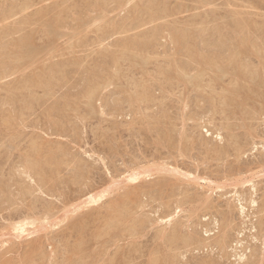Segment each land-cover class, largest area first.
I'll return each mask as SVG.
<instances>
[{
  "label": "rangeland",
  "instance_id": "obj_1",
  "mask_svg": "<svg viewBox=\"0 0 264 264\" xmlns=\"http://www.w3.org/2000/svg\"><path fill=\"white\" fill-rule=\"evenodd\" d=\"M14 1L15 0H0V32L2 31V33H0V38H3L2 40H0V47L2 45L3 47H6L0 48V52L2 54H5V56H0V58L4 56V58L0 59V264H85L86 260H88V262L86 261V264H114V262L115 264H122V262H125L124 264H133L134 262V264H204L205 261H210V264H214L212 263L213 261L215 262V264H241L242 261L245 262V264H254L256 262H258L256 264H264V221H262L264 220V79H262L264 78V69H262L264 66L260 67L264 64V59H262V55L264 56V49L262 50L261 48V45L264 48V0H150V3L147 2L149 0H146V2L145 0H91L92 2L90 0H44V2L42 0H19L22 8L21 6H19L20 4L17 0L16 1L18 3H15L16 1ZM27 1L29 4L31 3L30 6L29 4H27ZM40 1H42V3ZM159 2L163 5L161 6L162 10L161 7H159ZM207 2L209 4H206ZM57 3L60 4L58 7ZM144 3L147 5V7H145ZM14 4L17 5L14 6ZM54 4L56 5L54 6ZM155 5H158V10L157 7L155 8ZM1 6H3V8ZM140 6L142 8L138 10ZM43 7H45V9L49 7V9L41 10ZM56 7L57 9H55ZM25 8L29 9L26 10ZM19 9H25V11L22 10V12ZM145 9L147 10L146 13ZM37 10H39L40 12L42 11L41 13L44 12L43 14L45 15L48 12L49 15L43 17L44 15L41 16L39 11ZM55 10L57 14L55 13ZM17 11L18 13H21L18 14ZM35 12L36 14L38 13L41 18L38 17ZM24 15H28V18H26L27 16H25L24 18ZM35 16L39 18L40 21L39 19L35 18ZM55 16H57L56 20H53L55 19ZM155 16L158 17L156 18ZM34 18L37 19V21ZM59 18H62L61 22H59ZM25 19L27 22L23 21ZM29 19L31 20L30 24L28 25L27 23H29ZM95 19H97L98 21ZM247 19H249L248 22ZM93 20L94 23L91 22ZM125 20H127V22ZM18 21L25 22L26 24L18 23ZM123 21L124 24H122ZM238 22H240L241 25H239ZM247 23L250 25H248ZM19 26H21L22 28ZM241 26L242 30H240ZM245 26L247 28H244ZM258 26H260L261 28H259ZM185 29L188 30V32ZM158 30L163 31L159 32ZM150 31H153V33H151ZM190 33L192 35H189ZM27 34L29 36H27L28 38H26ZM234 34H237L238 37ZM142 35L145 37H143ZM182 35L183 38H181ZM23 36L29 41V43L26 42L25 45H21V48V46H19L18 44L19 42L25 40ZM187 37H190L191 39H188ZM220 37L221 39H219ZM154 38L156 39V41ZM177 38L181 40L177 41ZM182 39H185V41L188 40V42L192 41L193 45L196 46H193V49L189 50V48H187L188 46H185L187 41L185 43V41ZM242 39L247 42L245 52L247 51L246 54L250 57L248 58V56L243 51V53L238 56V60L240 56L241 60L243 58L246 61L248 60L247 62L245 60H239V62L241 63V65L242 63L245 64L246 62V66L243 65V67L244 69H246V72H248L247 76L253 77L254 75L251 74L253 72V74H255L256 76H254L253 78L251 77V79H254L255 81L249 80L250 78L247 81L243 80L241 84L239 83V87H241V90L239 91L240 93L237 91H235V93L231 92L232 90L238 88V84L235 82V79H233L232 75V77L230 76V74L232 73L234 74V78H237V73L235 75V72H237L236 67L238 66H236L237 62H235L233 66L231 63V65H223V67L221 64H214L212 65V67L208 68V70L207 68H205V74H207H204L205 76H202L205 81L202 78L198 79V74L200 71H202V67L204 66H202L199 62L192 61L193 59H197L196 56L201 54H208V56L212 54L217 55L221 54L220 52L224 50L225 52H223L225 53V55L231 57L230 54L234 55V52L240 51L239 49L243 44L246 43ZM148 40H152V42H149ZM175 40L177 43L175 42ZM131 41L134 42V45ZM144 41L146 44L144 43ZM194 41H196V44L194 43ZM219 41L223 42V48H221V42ZM237 41H241L242 45L241 42L237 43ZM248 41L253 43L251 45L252 47L253 45H256L254 49L255 51L256 48L258 49L256 51L257 53L255 52L257 55L258 51L261 50L259 51V55H261V58L258 57L259 55L257 56L253 54L254 49L251 46L248 47V45H250ZM122 42H124L125 44H123ZM135 42L137 45L141 44L142 46L139 45V47H141L143 51L149 52V55L147 54L146 56V52L142 53L141 48H138L141 52H136L137 46L135 45ZM210 42L213 43L211 44ZM119 44L123 47L118 46ZM126 44L128 45V47L126 46ZM129 44L133 46H130ZM227 44L234 49H230V47L228 48ZM257 44H260L259 47ZM211 45H213V47ZM148 46L151 47L149 48ZM130 47H133V49H131ZM134 47L136 48L134 49ZM210 47L212 49H210ZM247 48L252 49L246 50ZM39 49L41 50L39 51ZM6 51L8 52V54ZM104 51H106L107 53ZM216 51H218L217 54ZM223 52L221 54L222 56L224 55ZM140 53H142V55L139 56ZM168 54L172 55L170 56ZM190 55L191 57H189ZM225 55L223 57H226ZM243 55H246L247 58ZM6 56H10L12 59ZM256 56L258 58H256ZM107 57L111 58L109 59ZM129 57H131V59ZM172 57L177 58L174 59ZM5 58L7 59V61ZM150 58L151 60H149ZM134 59L139 60L132 62L134 61ZM176 59L179 60L177 61L179 63V66L183 67V63H185V68L183 67V69L187 68L186 70L189 74H186L187 71H185L186 73H183V69H181L182 71L179 70L182 67H180L179 69L178 67H176ZM250 59H252V62L249 61ZM127 60L129 62H125ZM148 60L150 63L148 62ZM259 60L261 63L259 62ZM101 61L102 63H100ZM103 61L105 63L107 61L109 66L107 67V63L105 64ZM168 61H170L169 64ZM253 61L254 65L252 64ZM4 62H6L7 64H4ZM181 62L183 63L181 64ZM250 62L252 64V67L255 66L253 67L254 69L252 68L253 70H255V73L248 65L250 64ZM1 63L6 66L2 68ZM129 63H131V66L132 63H134V67H132L134 68L133 70L131 69V66H129ZM53 65H56L55 68ZM219 66L220 68H218ZM224 66L227 68H225ZM229 66L233 67H231V71L229 69ZM257 66H259L257 68V71H259L260 69V71L262 72V74H259L261 73L259 71V77H257L258 75L256 72ZM175 67L178 69V71ZM62 68L63 70H60ZM117 68L118 70H116ZM127 68L134 73L130 71L128 72ZM224 68L225 70H223ZM48 69L49 71H47ZM52 69H54V72L52 71ZM168 69L169 72H173L171 74L167 71L169 76L168 74H166V70ZM188 69H190L191 71H189ZM233 69H235V71ZM244 69H242L241 72H243ZM247 69L249 70L247 71ZM3 70L6 71L3 72ZM156 70L158 71V73H156ZM194 70H196V73ZM226 70L229 72H227ZM214 71H217V73H215ZM3 73H5L7 76L3 75ZM40 73H42L41 77ZM128 73L131 75H128ZM162 73H164L168 78H166L165 75L163 76ZM38 74L39 76L37 77ZM217 74L220 76L219 78ZM25 75L28 77H25ZM30 75L32 77H30ZM46 75L48 76L46 77ZM174 75H176V78L174 77ZM260 75H263L262 78L260 77ZM39 77L40 79L42 78L43 81H41L42 79L39 80ZM44 77H46V79ZM211 77L214 78V81ZM255 77L260 79L257 80V78L255 79ZM50 78L52 80H50ZM132 78L134 81L133 83L131 82ZM170 78L171 80L174 79L172 80L174 84L170 82ZM179 78H181L182 80H179ZM47 79L48 81H46ZM167 79H169V81ZM191 79H194L196 83ZM224 79L226 82L223 81ZM25 80L26 82L27 80H30L28 83H31V85L34 84L33 86L35 87H31L33 90H31L28 83H25ZM196 80H200L202 81V83ZM231 80L234 81L231 82ZM23 81L25 84H23ZM218 81L223 85L221 86L222 88L224 87L223 89L220 86H217L220 85ZM229 81L231 82L230 85H233L232 88L229 85ZM17 82L22 83L18 84ZM49 82L52 83L50 84ZM215 82H218V84H216ZM245 82H250V84ZM134 83H136L137 89L136 87H134ZM137 83H139V86L141 87L145 86L144 84H146V89L145 87H143L142 92L140 90L139 92L138 89H141V87H138ZM162 83H164V85ZM197 83L198 85L200 84V87L197 85ZM227 83L228 85H226ZM244 83L246 85L243 86ZM16 84L21 89L18 88ZM20 84L24 86V90ZM49 84L52 85V87H48ZM27 85L29 86L27 87ZM40 85L44 88L37 87ZM195 85L196 87H193ZM214 85H216L218 88H216V86L215 88H213ZM2 86L4 88H2ZM14 86H16L17 89ZM163 87L167 88L168 90L164 89ZM249 87L252 88L250 89ZM8 88H11L12 90ZM204 88L206 91L204 90ZM13 89H16L15 92ZM148 89L149 91H147ZM230 89L232 90L230 91ZM254 89L255 91L253 92ZM29 90H31V92ZM131 90H133V92H131ZM198 90L200 91L199 93ZM223 90L226 91L222 92ZM27 91H29V93ZM250 91L253 94L250 93ZM134 92H139L140 94L151 92L148 94L150 95V97L147 96V99L149 98V101L147 99V101L145 99H142L143 102H141V97L140 100H138L140 95H134ZM216 92H221L223 93V95L226 94V97L222 96V94L217 96L215 95ZM256 92L258 94L261 93V95L259 94L258 96ZM213 93L214 95H212ZM254 93H256L255 95L257 97L254 95ZM130 94L132 97L130 96ZM233 94L238 95L235 96ZM262 95L263 98L261 97ZM200 96L204 99L200 98ZM214 96L216 98H220V96H222L221 98L223 99L218 98L219 100L217 99L218 101H215L216 98ZM129 97L131 98V100ZM227 97L229 100H226ZM237 97L239 100L237 99ZM133 98L134 100L132 101ZM231 98L232 101L230 102ZM233 99L239 101V107L237 105V101ZM6 100L9 101L6 102ZM28 100L29 104H27ZM225 100L229 101V104H226ZM162 101H164L165 104ZM212 101L214 104L219 106V108H215L217 107L216 105H214L215 107H213ZM209 102H211L212 104H209ZM22 103H24V105ZM136 103L141 104L137 105ZM185 103H187L188 105H186ZM217 103H219L220 105ZM246 103L250 104L248 105ZM31 104L33 107H30ZM221 104H223L224 106L226 104V106H223L222 108ZM230 104L233 105L229 107ZM246 105H248L247 108ZM162 106L164 107V109H162ZM160 107L161 109H159ZM225 108L227 111L226 115ZM241 108H243L244 110H241ZM211 109L213 110V113H211ZM216 109H219L220 111ZM209 110L211 111L210 113L208 112ZM231 113L232 118L229 119L228 117H230ZM249 113L251 115H249ZM190 116L196 118L193 119ZM220 122L222 124L224 123V128L221 126ZM166 128H169L170 130L167 131ZM220 128H223V130ZM229 128L234 130H228ZM219 130H221V133L219 132ZM228 131L230 132L228 133ZM183 133H185L186 135ZM250 133H252L253 135H250ZM234 134L235 136L238 135V138L235 137ZM233 136L236 138V143H240V145H236L235 143H233ZM239 138L240 142L238 141ZM37 141L40 142L41 145ZM254 141L256 142V145H254ZM201 142L202 144L204 143V146L201 144ZM228 142H231L234 145H231ZM244 142L245 144L241 145V143ZM226 143H228L229 146L233 147H228ZM35 145H38V149L35 148ZM213 145H217V148H222L221 157L220 152H218L216 155L217 151L215 149L214 151H212L214 148ZM221 145L224 146L221 147ZM225 145L227 146L225 147ZM32 146L35 149H32ZM44 146L49 147L47 148ZM36 149L37 152L35 151ZM46 149L50 151H46ZM52 149L56 150L53 151ZM226 149H229L228 153H226ZM210 150L214 153H212ZM223 150H225V153L223 152ZM237 150H240L243 153L239 154L240 151ZM237 153L238 156L236 155ZM35 163H37V165H35ZM154 163H163L162 166L164 167L163 169H161L162 173L160 172V170H157L153 174L154 176H148L147 178L142 179V181L138 180L136 182H129L127 180V176L131 173L132 168H136L137 165H144L148 167L150 166L149 164L154 165ZM164 163H167L169 165H164ZM25 166V170L33 169V173L31 170L30 174H34V172L36 171L37 174H35L37 176L35 174L31 175L32 177L30 176V174L28 175L29 171L25 172ZM36 166L39 169L38 171L41 170V172H37V169L33 168ZM77 166L78 168L76 169ZM174 166L178 167L174 168ZM188 174L192 175L189 176ZM198 176L200 178H197ZM162 177H164V179ZM167 177L168 179L166 180L165 178ZM188 177H190L191 179H189ZM203 177L206 178V180ZM160 178H162L161 180L163 181H161ZM242 179H245L246 181ZM157 181L163 186L165 184V187H161L162 185L158 186L159 183ZM172 181H174V183ZM156 182L158 184H155ZM140 183L141 185H139ZM169 183H173V185ZM135 184H138L139 186H136ZM133 185L134 187H132ZM169 185H177V188L176 186L171 187ZM27 186L30 189H28ZM147 186L150 187L146 188ZM5 187H7L8 189ZM210 187H212L211 189L213 191H211ZM24 188L26 190H24ZM133 188H135L136 190L138 189V191H134L135 189L133 190ZM150 188H154V190L156 189L158 191L155 193L153 189L152 191H148L150 190ZM20 189L23 193L20 191ZM104 189H107V194L100 200L101 202L99 201L98 203H92L90 205L87 204L73 214L72 211L74 210L73 208H75L76 205L82 204L85 200H87L91 193H99L100 191H105ZM140 189L144 190L145 193L147 190V192L149 193L145 194ZM9 190L11 193L9 192ZM28 190H31L30 192L32 193L29 194L30 192ZM86 190H91L92 192H86ZM84 192H86L87 195H85ZM129 192L133 198H131L132 200L127 198L130 196V194L128 195ZM137 192L141 193L138 194ZM24 193L26 194L24 195ZM188 194H190V197ZM199 194L202 198L198 197L199 200H197L198 198L196 195ZM120 196L124 197V199ZM192 196L194 197V200L196 199V202L193 200ZM2 199L3 201H1ZM127 199L129 203L131 202L133 204L130 203L129 205ZM116 200L118 201L116 202ZM190 200L193 203H191ZM112 201H115V203H112ZM208 201L210 204L212 202L213 203L211 205H208ZM254 201L256 202L254 203ZM120 202H123L122 206L124 207V211ZM116 203L120 205L118 206ZM138 203L141 204L139 205ZM178 203H181V205H178ZM113 204H116L118 206V211L122 209V211L125 212L124 215H126L125 217L128 221H130L131 219L134 220V222L132 220V222L135 223L133 229V223H131V221L129 223L127 222V220L125 221L122 219L120 220V223L116 220V223L118 222V225L120 224V226L117 225L118 228L116 229L117 231H114L115 233L111 232V230L108 231V234L106 233V231L110 229V227H108V224L112 219H108L110 213L112 212V209H110V205ZM136 204L140 206H137L138 210L136 208ZM261 204H263L262 208L260 207ZM141 205H143L144 207L142 208ZM129 206L131 207L130 210ZM125 207L128 211L125 210ZM134 207L139 212L134 210ZM43 208L45 210L44 212L46 213L41 211ZM48 208L51 212H54L53 215H51V212L47 210ZM31 209L35 212L36 210H40L41 212L37 211L34 215L31 214V212L33 213ZM96 209H98V211ZM192 209L194 211H192ZM91 210L93 211L88 213V211ZM95 210L98 214L102 212V214H100L101 216L94 212ZM132 210L137 213L135 214V212ZM129 211H131L132 214ZM168 211L170 212V214L174 213L175 215V219H173V221L171 222H168L166 218L163 219L164 217H166V214L169 213ZM259 211H262V213ZM20 212H22L23 214ZM38 212L39 215H37ZM41 213L47 215L49 214L50 216L48 215L46 217V215H42ZM92 213L93 215L94 213L97 214L100 218L97 217V215H94V217H91L89 219V222L86 221L88 222V224L91 222L92 224H83L84 229L82 224L81 226L78 225L79 227L74 225L76 228L71 229V223L74 224L73 220H71V217H77L76 220H79V217L82 218V216H86ZM17 214H20V217H23V219L24 216L26 218V215L30 216L31 214V219L36 221L38 220V222L35 221V223L32 224L35 226L28 225V228H30L28 230L29 232L24 233L23 237H21L22 235H20L18 231L13 228V226H16V224L21 221V218H19ZM40 214L42 218H44L42 221V218H40ZM106 216L108 217V221L105 224V220L107 218ZM140 216L142 219L144 217H147V220L144 218L147 223L143 222L144 220H142ZM161 216H163V218ZM226 216L228 218H226ZM55 217L58 219H56ZM133 217H136V219ZM138 218L142 222L138 221ZM45 219H47V222ZM95 219H97V221ZM91 220L96 221L95 224H93L94 222ZM260 220L262 221L261 223ZM14 222H16V224ZM178 222L180 223L177 224ZM12 223H14V225ZM124 223H126L127 225ZM140 223H143L145 225L141 226ZM169 223L172 224L174 228L176 226L178 227V234V231L176 232V230L173 229L172 225H170ZM259 223L260 225L263 224V230H261L262 225L260 227ZM103 224H105V226L107 227H104ZM139 226H141V228ZM125 227H127V229ZM128 227H131V229H129ZM77 228H81L83 231L88 233L86 234L85 232H82V230L81 232H79ZM122 228L123 230L125 229L124 232ZM138 228H140V231L138 230ZM76 229L80 234H77V231L74 232ZM104 229L106 230L105 232ZM118 229L122 230L120 231L121 233L118 232ZM126 230L131 233L128 234ZM132 230H137L136 233L138 232L139 234L137 235L135 231L132 232ZM97 231L100 233H97ZM160 231H162L161 235ZM180 231L183 236L185 235L187 237L183 238V236L180 234ZM90 232H94L93 234L95 235L97 234L98 238L92 235ZM116 232H118L120 235L118 233L116 234ZM173 232H176L178 236L180 234L179 238L175 236V239L178 238L176 239V241H180L178 245L176 244L175 239L169 242L171 236H173ZM261 232L263 233V235ZM82 233L84 235V238H86V236L88 237V243H85L86 239H84L85 244H79L82 237L78 239L79 241H77V238L82 236ZM110 234L112 236H109ZM114 235L116 237H114ZM221 235L222 238L220 237ZM90 237L94 238L91 239ZM223 237L224 239L226 238V245V242L224 243L222 241L224 240ZM167 239L169 243L166 242ZM182 239H184L183 241L185 242H181ZM188 239L189 241H191L189 242ZM218 239L220 241L218 243L219 245L217 244ZM221 241L223 242V244ZM76 242H78L77 246L75 245ZM186 242L187 244H185ZM133 243H135L136 247L135 245L133 246ZM165 243H168V245H166ZM84 245H86V247ZM176 245L178 247H176ZM222 245L225 249L222 248ZM37 247L40 249V252H45L43 254L39 252L44 256L43 258H41L42 256L38 255L39 253L34 252V249H36ZM77 247L79 249H77ZM81 247L83 250L81 249ZM138 247L139 249H137L136 251V248ZM132 248H134L136 253H139H133L134 250ZM159 249L163 250V253H161V250L159 251ZM79 250L81 251L79 252ZM243 251H245L246 254L245 252L243 253ZM158 252L163 255L161 256L162 258H160V254ZM238 253L240 255L243 253L242 255L245 258L248 257V261L244 257L240 259ZM115 254L117 255L115 256L117 259L114 258L115 260L113 259L112 261L111 257ZM124 254L127 255L128 259ZM164 254L169 257L165 256ZM255 254L258 258L260 257L259 255L263 256L259 259H256V257L254 256ZM94 255H97V258L93 259ZM156 255H159V257H157ZM123 256L125 257L123 258ZM252 258H254L255 260H253ZM167 259L172 261V263H169L170 261L167 263ZM89 260H93V263H91L92 261L90 262Z\"/></svg>",
  "mask_w": 264,
  "mask_h": 264
},
{
  "label": "bare ground",
  "instance_id": "obj_2",
  "mask_svg": "<svg viewBox=\"0 0 264 264\" xmlns=\"http://www.w3.org/2000/svg\"><path fill=\"white\" fill-rule=\"evenodd\" d=\"M15 1H16V0H15ZM15 1H14V2H15ZM17 1L19 2V0H17ZM17 1H16L15 3H18ZM21 1H22V0H21ZM30 1H31V0H30ZM42 1L44 2V0H42ZM42 1H40V2L42 3ZM64 1H65V0H64ZM83 1H84V0H83ZM85 1H86V0H85ZM88 1H89V0H88ZM90 1H91V0H90ZM95 1H96V0H95ZM128 1H129V0H128ZM142 1H143V0H142ZM154 1H155V0H154ZM66 2H67V1H66ZM79 2H80V1H79ZM91 2H92V1H91ZM91 2H90V3H91ZM121 2H122V1H121ZM130 2H131V1H130ZM145 2H146V0H145ZM147 2L150 3V0L147 1ZM151 2H152V1H151ZM160 2H161V1H160ZM160 2H159V3H160ZM208 2H209V1H208ZM208 2H207L206 4H209ZM62 3H64V2H62ZM118 3H119V2H118ZM118 3H117V4H118ZM123 3H124V2H123ZM134 3H135V2H134ZM136 3H137V2H136ZM154 3H156V2H154ZM19 4H20V2H19ZM19 4H18V5H19ZM22 4H23V3H22ZM27 4H29L28 1H27ZM30 4H31V3H30ZM30 4H29V6H30ZM37 4H38V3H37ZM39 4H40V3H39ZM120 4H121V3H120ZM144 4H145V3H144ZM206 4H205V5H206ZM15 5H17V4H14V6H15ZM55 5H56V4H54V6H55ZM59 5H60V4L57 3V7H58ZM102 5H103V4H102ZM137 5H138V4H137ZM8 6H9V5H8ZM19 6H21V8H22V5H21V4H20ZM61 6H62V5H61ZM61 6H60V7H61ZM116 6H117V5H116ZM122 6H123V5H122ZM138 6H139V5H138ZM151 6H152V4H151ZM161 6H163L162 3H160L159 7H161ZM1 7L3 8V6H1ZM5 7H7V6H5ZM23 7H24V6H23ZM57 7H56L55 9H57ZM120 7H121V6H120ZM124 7H125V6H124ZM135 7H136V4H135ZM145 7H147L146 4H145ZM156 7H157V10H158V8H159L158 5H157V6L155 5V8H156ZM166 7H167V6H166ZM13 8H14V7H13ZM51 8H52V6H51ZM116 8H117V7H116ZM125 8H126V7H125ZM137 8H138V7H137ZM137 8H134V9H137ZM140 8H142V7L140 6V7L138 8V10H139ZM8 9H9V8H8ZM15 9H17V8H15ZM25 9H26V8H25ZM25 9H19V10H21V11H22V10L25 11ZM28 9H29V8H28ZM28 9H26V10H28ZM43 9H45V7H43L41 10H43ZM47 9H49V7H47ZM47 9H45V10H47ZM96 9H97V8H96ZM99 9H100V8H99ZM101 9H102V7H101ZM149 9H150V7H149ZM149 9H148V11H149ZM152 9H153V8H152ZM11 10H13V9H11ZM94 10H95V9H94ZM97 10H98V9H97ZM116 10H118V9H116ZM122 10H123V9H122ZM145 10H146V9H145ZM161 10H162V7H161ZM161 10H160V11H161ZM163 10H164V9H163ZM15 11H16V10H15ZM23 11H22V12H23ZM37 11H39V10H37ZM57 11H58V10H57ZM60 11H61V10H60ZM166 11H167V10H166ZM5 12H6V11H5ZM7 12H8V11H7ZM41 12H42V11H41ZM41 12L39 11V13L41 14V16L44 15L43 17H45L46 15H49L48 12H47L46 15L43 14L44 12H43V13H41ZM50 12H51V11H50ZM135 12H136V10H135ZM137 12H138V11H137ZM139 12H140V11H139ZM146 12H147V10L145 11V13H146ZM156 12H157V11H156ZM13 13H14V12H13ZM17 13H18V11H17ZM19 13H21V12H19ZM19 13H18V14H19ZM45 13H46V11H45ZM51 13H52V12H51ZM51 13H50V14H51ZM55 13H56V10H55ZM129 13H130V12H129ZM158 13H159V12H158ZM210 13H211V12H210ZM3 14H4V13H3ZM10 14H11V13H10ZM35 14H36V12H35ZM56 14H57V13H56ZM131 14H132V13H131ZM133 14H134V13H133ZM147 14H148V13H147ZM152 14H154V13H152ZM155 14H156V13H155ZM13 15H17V14H13ZM31 15H32V14H31ZM36 15H38V13H37ZM51 15H52V14H51ZM58 15H59V14H58ZM58 15H57V16H58ZM149 15H150V14H149ZM158 15H159V14H158ZM209 15H210V14H209ZM25 16H27L26 18H28V15H24V18H25ZM41 16L38 15V17H40V18H41ZM57 16H55V19H53V20H56V17H57ZM59 16H60V15H59ZM134 16H135V15H134ZM125 17H126V16H125ZM131 17H132V16H131ZM138 17H139V16H138ZM150 17H151V16H150ZM150 17H149V18H150ZM155 17L157 18L158 16H155ZM30 18H31V17H30ZM32 18H33V17H32ZM35 18H37V17L35 16ZM35 18H34V19H35ZM52 18H53V17H52ZM95 18H97V17H95ZM132 18H133V17H132ZM141 18H142V17H141ZM153 18H154V17H153ZM156 18H155V19H156ZM160 18H161V17H160ZM22 19H23V18H22ZM22 19H21V20H22ZM37 19H39V18H37ZM37 19H35V20L37 21ZM59 19H60V18H59ZM61 19H62V18H61ZM61 19H60V21H59V20H58V21L61 22ZM125 19H126V18H125ZM151 19H152V18H151ZM242 19H244V18H242ZM242 19H241V20H242ZM30 20H31V19L28 20V21H29V23H27L28 25L30 24ZM35 20H34V22H35ZM53 20H51V21H53ZM95 20H97V19H95ZM127 20H128V18H127ZM127 20H125V21L127 22ZM245 20H246V19H245ZM248 20H249V19H247V22H248ZM23 21L27 22L26 19L23 20ZM32 21H33V20H32ZM32 21H31V22H32ZM39 21H40V19H39ZM97 21H98V20H97ZM132 21H133V20H132ZM132 21H131V22H132ZM151 21H152V20H151ZM238 21H239V20H238ZM250 21H251V20H250ZM250 21H249V22H250ZM25 22H21V21L19 22V21H18V23H21V24H22V23H25ZM91 22L94 23V20L91 21ZM133 22H134V21H133ZM139 22H140V21H139ZM152 22H153V21H152ZM169 22H170V21H169ZM253 22H254V21H253ZM32 23H33V22H32ZM32 23H31V24H32ZM52 23H53V22H52ZM56 23H57V22H56ZM56 23H55V24H56ZM115 23H116V22H115ZM120 23H121V22H120ZM229 23H230V22H229ZM232 23H234V22H232ZM232 23H231V24H232ZM242 23H243V21H242ZM25 24H26V23H25ZM57 24H58V23H57ZM89 24H90V23H89ZM118 24H119V23H118ZM122 24H124V21H123ZM127 24H128V23H127ZM185 24H187V23H185ZM191 24H192V23H191ZM238 24L241 25L240 22H238ZM245 24H246V22H245ZM247 24H248V23H247ZM253 24H254V23H253ZM258 24H259V23H258ZM260 24H261V23H260ZM120 25H121V24H120ZM125 25H126V24H125ZM239 25H238V26H239ZM242 25H243V24H242ZM248 25H250V24H248ZM263 25H264V24H263ZM23 26H24V25H23ZM154 26H155V25H154ZM166 26H167V25H166ZM174 26H175V25H174ZM233 26H234V25H233ZM246 26H247V25H246ZM246 26H245L244 28H247ZM254 26H255V25H254ZM261 26H262V25H261ZM16 27H18V26H16ZM19 27H21V26H19ZM121 27H122V26H121ZM125 27H126V26H125ZM175 27H176V26H175ZM182 27H183V26H182ZM235 27H236V26H235ZM235 27H234V28H235ZM258 27L261 28L260 26H258ZM21 28H22V27H21ZM23 28H24V27H23ZM166 28H167V27H166ZM172 28H173V25H172ZM172 28H171V29H172ZM176 28H177V27H176ZM180 28H181V27H180ZM180 28H179V29H180ZM187 28H189V27H187ZM236 28H237V27H236ZM240 28H241L240 30H242V26H241ZM259 28H258V29H259ZM15 29H16V28H15ZM163 29H164V28H163ZM191 29H192V28H191ZM199 29H203V28H199ZM238 29H239V28H238ZM250 29H251V28H250ZM9 30H10V29H9ZM149 30H150V29H149ZM154 30H155V28H154ZM154 30H153V31H154ZM183 30H184V28H183ZM185 30H186V29H185ZM189 30H190V29H189ZM232 30H233V28H232ZM246 30H247V29H246ZM251 30H252V29H251ZM251 30H250V31H251ZM16 31H17V30H16ZM20 31H21V30H20ZM145 31H146V30H145ZM145 31H144V32H145ZM153 31H152V32L150 31V32L153 33ZM158 31H159V30H158ZM162 31H163V30H162ZM162 31L160 30L159 32H162ZM175 31H176V30H175ZM175 31H174V32H175ZM186 31L188 32V30H186ZM191 31H192V30H191ZM201 31H202V30H201ZM203 31H204V30H203ZM205 31H206V30H205ZM235 31H236V29H235ZM254 31H255V30H254ZM262 31H263V29H262ZM177 32H178V31H177ZM237 32H238V31H237ZM240 32H241V31H240ZM246 32H247V31H246ZM256 32H257V31H256ZM0 33H2V31H1ZM13 33H14V32H13ZM142 33H143V32H142ZM147 33H148V32H147ZM198 33H199V32H198ZM200 33H201V32H200ZM202 33H203V32H202ZM223 33H224V32H223ZM223 33H222V34H223ZM233 33H234V32H233ZM244 33H245V32H244ZM263 33H264V32H263ZM179 34H180V32H179ZM238 34H239V33H238ZM248 34H249V33H248ZM0 35H1V34H0ZM56 35H57V34H56ZM140 35H141V33H140ZM143 35H144V34H143ZM143 35H142V36H143ZM154 35H155V34H154ZM158 35H159V34H158ZM169 35H170V34H169ZM174 35H175V34H174ZM189 35H192V34L190 33ZM189 35H188V36H189ZM197 35H198V34H197ZM206 35H207V34H206ZM224 35H226V34H224ZM234 35L237 36V34H234ZM257 35H258V34H257ZM263 35H264V34H263ZM27 36H28V34L26 35V38L29 37V36H28V37H27ZM136 36H137V35H136ZM172 36H173V35H172ZM176 36H177V35H176ZM176 36H174V37H176ZM178 36H179V35H178ZM218 36H219V35H218ZM259 36H260V35H259ZM23 37H24V36H23ZM32 37H33V36H32ZM143 37H145V36H143ZM143 37H142V38H143ZM148 37H149V35H148ZM237 37H238V36H237ZM251 37H252V36H251ZM21 38H22V37H21ZM21 38H20V39H21ZM26 38L24 37L25 40H27ZM135 38H137V37H135ZM135 38H133V39H135ZM139 38H141V37H139ZM179 38H180V37H179ZM179 38H177L176 40H177V41H180L181 39L179 40ZM181 38H183V35H182ZM185 38H186V37H185ZM187 38L189 39L190 37H187ZM199 38H200V37H199ZM217 38H218V37H217ZM217 38H216V39H217ZM222 38H223V37H222ZM230 38H231V37H230ZM241 38H242V37H241ZM241 38H240V39H241ZM246 38H247V37H246ZM248 38H250V37H248ZM2 39H3V38H2ZM2 39L0 38V40H2ZM22 39H23V38H22ZM130 39H131V37H130ZM147 39H149V38H147ZM147 39H146V40H147ZM154 39H155V38H154ZM190 39H191V38H190ZM219 39H221V37H220ZM224 39H225V37H224ZM251 39H252V38H251ZM25 40H24V41L19 40V41H22V42H19L18 45L21 46V45H25L26 42L29 43L28 40H27V41H25ZM29 40H30V39H29ZM34 40H35V39H34ZM126 40H127V39H126ZM126 40H125V41H126ZM144 40H145V39H144ZM173 40H174V39H173ZM176 40H175V42H176ZM182 40L185 41V39H182ZM192 40H193V39H192ZM194 40H195V39H194ZM226 40H227V39H226ZM228 40H229V38H228ZM233 40H234V38H233ZM242 40H243V39H242ZM246 40H248V39H246ZM14 41H15V40H14ZM35 41H36V40H35ZM55 41H56V40H55ZM138 41H139V40H138ZM148 41H149V40H148ZM150 41L152 42V40H150ZM150 41H149V42H150ZM155 41H156V39H155ZM184 41H183V43H184ZM186 41H187V43H186ZM186 41H185L186 45H185V43H184V45H185L186 47L188 46L187 48H189V50H192V49H193V46H194V47L196 46V45H193V42H192V41H190V42H188V40H186ZM198 41H199V40H198ZM212 41H213V40H212ZM243 41L246 42L245 40H243ZM131 42H132V41H131ZM131 42H130V43H131ZM157 42H158V41H157ZM195 42H196V41H194V43H195ZM215 42H216V41H215ZM219 42H221V41H219ZM226 42H227V41H226ZM239 42H241V41H239ZM239 42L237 41V43H239ZM248 42L250 43V45H248V47L251 46V45L253 44V43H251L250 41H248ZM11 43H13V42H11ZM17 43H18V42H17ZM35 43H36V42H35ZM120 43H121V42H120ZM122 43L125 44L124 42H122ZM133 43H134V42H132V44H133ZM144 43H145V41H144ZM144 43H143V44H144ZM176 43H177V42H176ZM180 43H181V42H180ZM183 43H182V44H183ZM210 43L212 44L213 42H210ZM222 43H223V42H221V48H223V46H222L223 44H222ZM232 43H233V41H232ZM249 43H248V44H249ZM254 43H255V42H254ZM0 44H1V43H0ZM145 44H146V43H145ZM154 44H155V43H154ZM195 44H196V43H195ZM204 44H205V42H204ZM204 44H203V45H204ZM224 44H225V43H224ZM229 44H230V42H229ZM234 44H235V42H234ZM246 44H247V42H246L245 44L242 45V42H241V45H242L241 48H242V49L240 48V49H239L240 51H238V52H234V55L230 54L231 57L225 55V53H224L225 51L223 50L224 52H223V51H222V52H223V54H224L226 57H223L224 55H223V56L221 55L222 52H220L221 54H217L218 51H216V54H217V55H213V54L210 55V54H209L210 56H208V54H207V55H204V54L202 55V54H201V55L196 56L197 59H195V60L193 59V58H195V57L192 58L193 60L190 59V60H192V61L199 62L202 66H204V67H202V71H200L199 74H198V79H199V78L204 79L202 76H203V75L205 74V72H206V71H205V68H207V70H208V68L212 67V65H214V64H221L222 67H223V65H228V64L231 65V63H232V66H233L234 63L237 62V64H236V66L238 65V66L236 67L237 72H235V75H236V73H237V78H234V74H232V73H231V74L229 73V74H230V76H231V75L233 76V79H235V82L238 84V88L235 89L236 87L234 86L235 88H233V89H235V90L230 89V91L232 90L231 92H233V93H235V91L239 92V91L241 90V87H239V85L242 83L243 80H244V81H247V80L250 78L249 80H251V81H252V80L255 81L254 79H251L252 76H251V77H250V76H247L248 72H246V69H244V67H243V65H245L246 62H247L248 60L246 61V60L243 58L242 60H243V61L245 60L246 62H245V64L242 63V65H241V63L239 62V60H241V56L239 57V60H238V56L241 55V54L243 53V51L245 52V48L247 47ZM7 45H9V44H7ZM10 45H11V44H10ZM14 45H15V44H14ZM129 45H130V44H129ZM133 45H134V44H133ZM133 45H130V46H133ZM135 45L137 46V48L134 47V49L136 48V52H137V51H138V52H141V51H142V53L146 52V51H143V49H142L141 47H139V45L142 46L141 44L137 45L136 42H135ZM175 45H177V44H175ZM178 45H179V44H178ZM184 45H183V46H184ZM209 45H210V44H209ZM214 45H215V44H214ZM219 45H220V43H219ZM219 45H218V46H219ZM257 45H258V47H259L260 44H257ZM118 46H122V45L119 44ZM126 46L128 47L127 44H126ZM144 46H145V45H144ZM157 46H158V45H157ZM211 46L213 47V45H211ZM227 46H228V44H227ZM236 46H237V45H236ZM255 46H256V45H255ZM255 46L253 45V47H252V46H251V47L254 49ZM11 47H12V46H11ZM16 47H17V46H16ZM122 47H123V46H122ZM148 47H149V46H148ZM150 47H151V46H150ZM150 47H149V48H150ZM153 47H154V45H153ZM197 47H198V45H197ZM215 47H216V46H215ZM219 47H220V46H219ZM219 47H218V48H219ZM229 47H230V49L233 48V47H231V46H228V48H229ZM238 47H239V46H238ZM238 47H237V49H238ZM0 48H6V47H3V45H2ZM19 48H20V47H19ZM21 48H22V46H21ZM130 48H131V47H130ZM138 48H139V49L141 48V51H140ZM143 48H144V47H143ZM205 48H206V46H205ZM208 48H209V46H208ZM226 48H227V47H226ZM252 48H251V49H252ZM261 48H262V50L264 49V48L262 47V45H261ZM13 49H16V48H13ZM131 49H133V47H132ZM198 49H199V48H198ZM201 49H203V48H201ZM210 49H212V48L210 47ZM224 49H225V48H224ZM230 49H229V50H230ZM233 49H234V48H233ZM251 49L247 48L246 50H251ZM2 50H3V49H2ZM23 50H24V49H23ZM40 50H41V49H39V51H40ZM145 50H146V49H145ZM152 50H153V49H152ZM194 50H195V49H194ZM194 50H193V51H194ZM213 50H214V49H213ZM213 50H212V51H213ZM216 50H217V49H216ZM235 50H236V49H235ZM235 50H234V51H235ZM257 50H258V49L256 48V51H257ZM3 51H4V50H3ZM10 51H11V50H10ZM17 51H18V50H17ZM26 51H27V50H26ZM128 51H129V50H128ZM133 51H134V50H133ZM150 51H151V50H150ZM174 51H175V50H174ZM193 51H192V52H193ZM198 51H200V50H198ZM226 51H227V50H226ZM230 51H231V50H230ZM230 51H229V52H230ZM236 51H237V50H236ZM241 51H242V52H241ZM256 51H255V49H254V51H253L254 53H253V54L257 55V54H256V53H257ZM259 51H261V50H259ZM259 51H258V55L260 54ZM6 52H7V51H6ZM13 52H14V51H13ZM35 52H36V51H35ZM104 52H106V51H104ZM130 52H131V51H130ZM151 52H152V51H151ZM189 52H190V51H189ZM201 52H202V51H201ZM210 52H211V51H210ZM231 52H232V51H231ZM255 52H256V53H255ZM262 52H263V51H262ZM0 53H1V52H0ZM3 53H4V52H3ZM20 53H21V52H20ZM23 53H24V52H23ZM28 53H29V52H28ZM39 53H40V52H39ZM102 53H103V52H102ZM102 53H101V54H102ZM106 53H107V52H106ZM123 53H126V52H123ZM142 53H140L139 56L142 55ZM174 53H176V52H174ZM181 53H182V51H181ZM198 53H199V52H198ZM212 53H214V52H212ZM246 53H247V51L245 52V54H246ZM7 54H8V52H7ZM7 54H6V55H7ZM9 54H10V53H9ZM17 54H18V53H17ZM30 54H31V53H30ZM136 54H137V53H136ZM147 54L149 55V52H146V56H147ZM184 54H185V53H184ZM227 54H228V53H227ZM262 54H263V53H262ZM2 55L5 56V54H2V53H1L0 56H2ZM36 55H37V54H36ZM110 55H111V54H110ZM128 55H129V54H128ZM144 55H145V54H144ZM144 55H143V56H144ZM168 55H170V54H168ZM171 55H172V54H171ZM171 55H170V56H171ZM175 55H176V54H175ZM196 55H197V54H196ZM228 55H229V54H228ZM246 55H247V54H246ZM246 55H245V56L243 55V56L247 58L248 55H247V56H246ZM251 55H252V54H251ZM255 55H254V56H255ZM258 55H257V56H258ZM4 56H3L2 58H4ZM13 56H14V55H13ZM15 56H17V55H15ZM21 56H22V55H21ZM25 56H26V55H25ZM31 56H32V55H31ZM37 56H38V55H37ZM107 56H108V55H107ZM132 56H134V55H132ZM257 56H256V58H258V57L261 58V55H259L258 57H257ZM6 57H8V56H6ZM9 57H10V56H9ZM9 57H8V58H9ZM18 57H20V56H18ZM34 57H35V56H34ZM103 57H105V56H103ZM111 57H112V56H111ZM111 57H110V58H111ZM141 57H142V56H141ZM141 57H139V58H141ZM189 57H191V55H190ZM249 57H250V56H248V58H249ZM2 58H0V59H2ZM10 58H11V57H10ZM29 58H30V57H29ZM107 58H109V57H107ZM110 58H109V59H110ZM125 58H126V57H125ZM125 58H122V59H125ZM129 58L131 59V57H129ZM136 58H137V57H136ZM172 58H174V57H172ZM175 58H177V57H175ZM175 58H174V59H175ZM251 58H252V56H251ZM5 59H6V58H5ZM11 59H12V58H11ZM13 59H14V57H13ZM15 59H17V58H15ZM31 59H32V58H31ZM35 59H36V58H35ZM103 59H104V58H103ZM170 59H171V58H170ZM262 59H264V56H263V55H262ZM111 60H113V59H111ZM111 60H110V61H111ZM115 60H117V59H115ZM128 60H129V59H128ZM128 60L125 61V62H129ZM136 60H139V59H136ZM136 60L134 59V61H132V62H135ZM144 60H145V59H144ZM149 60H151V58H150ZM149 60H148V62H149ZM196 60H198V61H196ZM242 60H241V61H242ZM260 60H261V59H260ZM260 60H259V62H260ZM2 61H4V60H2ZM2 61H1V62H2ZM6 61H7V59H6ZM29 61H30V60H29ZM29 61H28V62H29ZM31 61H32V60H31ZM140 61H142V60H140ZM170 61H172V60H170ZM170 61H168V64H169ZM177 61H179V60L176 59V62H177ZM249 61L252 62V59H250ZM255 61H256V60H255ZM261 61H262V60H261ZM13 62H14V61H13ZM75 62H76V61H75ZM103 62H104V61H103ZM108 62H109V61H108ZM130 62H131V61H130ZM138 62H139V61H138ZM195 62H193V63H195ZM251 62H250V64H248V63H247V64L251 67V70H253V69H254L253 67H255V66L252 67V64L254 65V61H253L252 64H251ZM263 62H264V61H263ZM2 63H3V62H2ZM2 63H1V65H2V68H3V67H5L6 65H3ZM100 63H102V61H101ZM104 63H105V62H104ZM106 63H107V61H106ZM106 63H105V64H106ZM110 63H111V62H110ZM120 63H121V62H120ZM120 63H119V64H120ZM142 63H144V62H142ZM142 63H141V64H142ZM149 63H150V62H149ZM149 63H147V64H149ZM182 63H183V62H181V64H182ZM260 63H261V62H260ZM260 63H259V64H260ZM4 64H7V63L4 62ZM9 64H10V63H9ZM105 64H104V65H105ZM114 64H115V63H114ZM116 64H117V62H116ZM119 64H118V65H119ZM123 64H125V63H123ZM130 64H131V63H129V66H131ZM133 64H134V63H132V66H131V69H132V70L134 69V68H132V67H134ZM139 64H140V63H139ZM139 64H138V65H139ZM144 64H146V63H144ZM184 64H185V63H183V67H184ZM191 64H192V63H191ZM200 64H199V65H200ZM14 65H15V64H14ZM23 65H24V64H23ZM60 65H61V64H60ZM125 65H127V64H125ZM125 65H122V66H125ZM136 65H137V63H136ZM171 65H172V64H171ZM175 65H176V63H175ZM221 65H220V66H221ZM248 65H247V66H248ZM10 66H11V65H10ZM10 66H9V67H10ZM16 66H17V65H16ZM53 66H54V65H53ZM55 66H56V65H55ZM55 66H54V68H55ZM68 66H69V63H68ZM108 66H109V65H108V63H107V67H108ZM129 66H128V67H129ZM142 66H143V65H142ZM159 66H160V65H159ZM173 66H174V63H173ZM185 66H186V65H185ZM220 66H219L218 68H220ZM232 66H231V67H232ZM245 66H246V65H245ZM263 66H264V64H263L262 66H260V67H263ZM13 67H14V66H13ZM22 67H23V66H22ZM60 67H61V66H60ZM110 67H112V66H110ZM117 67H118V66H117ZM135 67H136V66H135ZM176 67H178V69H179V68L182 67V66H179V63L177 62V66H176ZM176 67H175V68H176ZM183 67L180 68L179 70L183 69ZM188 67H190V66H188ZM197 67H199V66H197ZM213 67H214V66H213ZM224 67H225V66H224ZM229 67H230V66H229ZM231 67L229 68L230 71H231L232 68H233V67H232V68H231ZM258 67H259V66L256 67L257 75H258V73H259V71H260V69H259V71H257V70H258V69H257ZM7 68H8V67H7ZM11 68H12V67H11ZM17 68H18V67H17ZM50 68H51V67H50ZM50 68H49V69H50ZM114 68H115V67H114ZM164 68H165V67H164ZM184 68H185V67H184ZM203 68H204V69H203ZM225 68H227V67H225ZM225 68H224L223 70H225ZM246 68H248V67H246ZM252 68H253V69H252ZM0 69H1V67H0ZM5 69H6V68H5ZM19 69H20V68H19ZM19 69H18V70H19ZM24 69H25V68H24ZM49 69H48L47 71H49ZM127 69H128V68H127ZM166 69H167V67H166ZM178 69L176 68L177 71H178ZM186 69H187V68H186ZM186 69H183V71H182V70H181V71L184 73L185 71H187ZM193 69H194V68H193ZM229 69H228V70H229ZM242 69H244L243 72H241ZM262 69H264V67H263ZM15 70H16V69H15ZM56 70H57V69H56ZM56 70H55V71H56ZM60 70H63V68L60 69ZM103 70H104V69H103ZM116 70H118V68H117ZM157 70H158V69H157ZM157 70H156V71H157ZM160 70H161V69H160ZM160 70H159V71H160ZM162 70H163V69H162ZM170 70H171V69H170ZM176 70H175V71H176ZM188 70L191 71L190 69H188ZM212 70H213V69H212ZM214 70H215V69H214ZM216 70H217V69H216ZM219 70H220V69H219ZM233 70L235 71V69H233ZM248 70H249V69H247V71H248ZM251 70H250V71H251ZM1 71H2V70H1ZM5 71H6V70H5ZM5 71L3 70V72H5ZM16 71H17V70H16ZM22 71H23V70H22ZM52 71L54 72V69H52ZM121 71H122V70H121ZM127 71H128V72H129V71H130V72H133V71H131L130 69H128ZM164 71H165V70H164ZM164 71H163V72H164ZM167 71L169 72V69L166 70V74H168ZM172 71H174V70H172ZM181 71H180V72H181ZM192 71H193V70H192ZM194 71H195V73H196V70H194ZM226 71H227V70H226ZM226 71H225V72H226ZM244 71H245V72H244ZM253 71H254V73H255V70H253ZM57 72H58V71H57ZM60 72H61V71H60ZM118 72H119V71H118ZM214 72H215V71H214ZM227 72H229V71H227ZM251 72H252V71H251ZM260 72H261V71H260ZM35 73H37V72H35ZM50 73H51V72H50ZM133 73H134V72H133ZM156 73H158V71H157ZM160 73H161V72H160ZM169 73L172 74L173 72H169ZM185 73H186V72H185ZM215 73H217V71H216ZM221 73H222V72H221ZM233 73H234V72H233ZM263 73H264V70H263ZM1 74H2V72H1ZM41 74H42V73H40V77H41ZM43 74H44V73H43ZM48 74H49V72H48ZM53 74H54V73H53ZM162 74H163V76L165 75L164 73H162ZM178 74H179V73H178ZM180 74H181V73H180ZM186 74H189L188 71H187ZM191 74H192V72H191ZM206 74H207V73H206ZM206 74H205V75H206ZM251 74L254 75V76H256L255 74H253V72H252ZM259 74H262V72L259 73ZM3 75H6V74L3 73ZM54 75H55V74H54ZM61 75H62V74H61ZM64 75H65V74H64ZM128 75H131V74L128 73ZM205 75H204V76H205ZM249 75H250V74H249ZM6 76H7V75H6ZM35 76H36V75H35ZM35 76H34V77H35ZM38 76H39V74L37 75V77H38ZM44 76H45V75H44ZM47 76H48V75H46V77H47ZM56 76H57V75H56ZM56 76H55V78H56ZM114 76H115V75H114ZM114 76H113V77H114ZM133 76H134V75H133ZM168 76H169V74H168ZM171 76H172V75H171ZM175 76H176V75H174V77H175ZM177 76H178V75H177ZM193 76H194V75H193ZM209 76H212V75H209ZM209 76H208V78H209ZM217 76H218V78L220 77L218 74H217ZM226 76H227V75H226ZM230 76H229V77H230ZM232 76H231V77H232ZM254 76H253V77H254ZM262 76H263V75H262ZM262 76L260 75L261 78H262ZM1 77H2V76H1ZM23 77H24V76H23ZM25 77H28V76L25 75ZM30 77H32V76L30 75ZM37 77H36V78H37ZM40 77H39V80H41V79L43 78V76H42L41 79H40ZM46 77H44V78L46 79ZM52 77H54V76H52ZM52 77H51V78H52ZM57 77H58V76H57ZM113 77H112V78H113ZM161 77H162V76H161ZM165 77L168 78L166 75H165ZM174 77H173V78H174ZM229 77H227V78H229ZM253 77H252V78H253ZM257 77H259V75H258ZM257 77H255V79H256ZM51 78H50V80H52ZM171 78H172V77H171ZM171 78H170V80H171ZM175 78H176V77H175ZM181 78H182V77H181ZM181 78H179V80H180ZM191 78H192V77H191ZM211 78H212V80L214 79L213 77H211ZM215 78H216V77H215ZM227 78H226V79H227ZM20 79H21V78H20ZM24 79H25V78H24ZM24 79H23V80H24ZM26 79H27V78H26ZM29 79H31V78H29ZM32 79H33V78H32ZM37 79H38V78H37ZM45 79H44V80H45ZM59 79H60V78H59ZM59 79H57V80H59ZM61 79H62V77H61ZM156 79H157V77H156ZM159 79H160V78H159ZM162 79H164V78H162ZM202 79H200V80H202ZM231 79H232V78H231ZM258 79H260V78H257V80H258ZM262 79H264V78H262ZM262 79H261V80H262ZM0 80H1V79H0ZM57 80H56V81H57ZM134 80H135V79H134ZM167 80L169 81V79H167ZM172 80H174V79H172ZM172 80H171L170 82H172ZM181 80H182V79H181ZM188 80H189V79H188ZM191 80H192V79H191ZM193 80H194V79H193ZM193 80H192V81H193ZM200 80H196V81H200ZM208 80H209V79H208ZM208 80H207V81H208ZM216 80H217V79H216ZM216 80H215V81H216ZM218 80H219V79H218ZM257 80H256V81H257ZM29 81H30V80H27V82H26V80H25V83H28ZM41 81H43V79H42ZM46 81H48V79H47ZM53 81H54V79H53ZM129 81H130V80H129ZM158 81H159V80H158ZM168 81H166V82H168ZM177 81H178V80H177ZM192 81H190V82H192ZM204 81H205V79H204ZM209 81H210V80H209ZM209 81H208V82H209ZM213 81H214V80H213ZM221 81H222V80H221ZM223 81H225V79H224ZM223 81H222V82H223ZM233 81H234V80H231V82H233ZM259 81H260V80H259ZM259 81H258V82H259ZM263 81H264V80H263ZM263 81H262V82H263ZM12 82H13V81H12ZM15 82H16V81H15ZM131 82H132V83L134 82V81H133V78L131 79ZM131 82H130V84H131ZM164 82H165V81H164ZM180 82H182V81H180ZM185 82H186V80H185ZM194 82H195V80H194ZM218 82H219V81H218ZM218 82H217V83L215 82V83L218 84ZM225 82H226V81H225ZM225 82H224V83H225ZM229 82H230V81H229ZM231 82L229 83V85L231 84ZM235 82H234V83H235ZM17 83H18V82H17ZM19 83H22V82H19ZM19 83H18V84H19ZM25 83H24V81H23V84H25ZM36 83H37V81H36ZM49 83L51 84L52 82H49ZM140 83H141V82H140ZM142 83H144V82H142ZM195 83H196V82H195ZM200 83H202V81H200ZM205 83H206V82H205ZM219 83H220V82H219ZM239 83H240V84H239ZM245 83H249V84H250V82H245ZM245 83L243 84V86L246 85ZM259 83H260V82H259ZM28 84H29V83H28ZM38 84H39V82H38ZM44 84H45V83H44ZM50 84H49L48 87H50V86L52 87V85H50ZM134 84L136 85V83H134ZM134 84H133V85H134ZM137 84H138V87H141V86H139V83H137ZM162 84L164 85V83H162ZM162 84H161V85H162ZM167 84H169V83H167ZM167 84H166V85H167ZM172 84H174V83L172 82ZM208 84H209V83H208ZM210 84H212V83H210ZM249 84H248V85H249ZM251 84H252V83H251ZM263 84H264V83H263ZM263 84H262V85H263ZM10 85H11V84H10ZM12 85H13V84H12ZM16 85H17V84H16ZM20 85L22 86V84H20ZM29 85H30V86H29ZM29 85H27V87H28V86H29L30 88H31V87H32V88L35 87V86H33L34 84L31 85V83H30ZM36 85H37V84H36ZM41 85H42V83H41ZM41 85H40V86H37V87H43V86H41ZM135 85H134V87H136V89H137V85H136V86H135ZM141 85H142V84H141ZM144 85H145V86H143V87H145V89H146V84H144ZM197 85H198V83H197ZM199 85H200V84H199ZM199 85H198V86H199ZM201 85H202V84H201ZM203 85H207V84H203ZM226 85H228V83H227ZM262 85H261V86H262ZM17 86H18V85H17ZM25 86H26V85H25ZM46 86H47V85H46ZM96 86H97V85H96ZM147 86H148V85H147ZM215 86H216V85H214L213 88H215ZM217 86H218V87H219V86L221 87V86H223V85L220 83V85H217ZM217 86H216V88H218ZM230 86H231V85H230ZM259 86H260V85H259ZM5 87H6V86H5ZM14 87H16V86H14ZM23 87H24V86H22V88H23ZM37 87H36V88H37ZM93 87H94V86H93ZM143 87H141V89L139 88L138 91L140 90V91L142 92V88H143ZM193 87H196V85L193 86ZM199 87H200V86H199ZM202 87H203V86H202ZM204 87H206V86H204ZM209 87H210V85H209ZM226 87H228V86H226ZM232 87H233V85L231 86V88H232ZM2 88H4V87L2 86ZM11 88H12V87H11ZM11 88H8V89L12 90ZM18 88H20V87L18 86ZM32 88H31V90H33ZM43 88H44V87H43ZM94 88H95V87H94ZM163 88H164V89H167V88H165V87H163ZM221 88H222V87H221ZM223 88H224V87H223ZM223 88H222V89H223ZM249 88L251 89L252 87H249ZM249 88H248V89H249ZM8 89H7V90H8ZM16 89H17V87H16ZM16 89H15V90H16ZM20 89H21V88H20ZM25 89H26V88H25ZM28 89H29V88H28ZM49 89H50V88H49ZM49 89H48V90H49ZM129 89H133V88H129ZM136 89H135V91H136ZM149 89H150V87H149ZM149 89H148L147 91H149ZM210 89H211V88H210ZM250 89H249V90H250ZM13 90H14V89H13ZM15 90H14V92H15ZM23 90H24V88H23ZM26 90H27V89H26ZM31 90H29V91L31 92ZM50 90H51V89H50ZM97 90H98V89H97ZM162 90H163V89H162ZM167 90H168V89H167ZM196 90H197V89H196ZM204 90H205V88H204ZM213 90H214V89H213ZM215 90H216V89H215ZM227 90H228V89H227ZM243 90H245V89H243ZM246 90H247V88H246ZM29 91H27V92L29 93ZM91 91H92V89H91ZM128 91H129V90H128ZM140 91H139V92H140ZM165 91H166V90H165ZM201 91H203V90H201ZM205 91H206V90H205ZM224 91H226V90H223L222 92H224ZM228 91H229V90H228ZM228 91H227V92H228ZM254 91H255V89L253 90V92H254ZM24 92H25V91H24ZM24 92H23V93H24ZM131 92H133V90H131ZM139 92H136V93L134 92V95H135V94H136L137 96L140 95V96H139V99H138V98H137V99L140 100V97H141V102H143L142 99H145V100H146V99H147V96L150 97V95H148V94L151 93V92H149V93L147 92V93H145V94H144V93L140 94ZM143 92H144V91H143ZM145 92H146V90H145ZM199 92H200V91L198 90V93H199ZM211 92H212V91H211ZM214 92H215V91H214ZM227 92H226V93H227ZM241 92H242V91H241ZM257 92H258V90H257ZM257 92H256V93H257ZM209 93H210V92H209ZM218 93H220V94H218ZM218 93L216 92L215 95L218 96V95H221V94H222V96L226 97V96H225L226 94L223 95V93H221V92H218ZM239 93H240V92H239ZM245 93H246V92H245ZM250 93H252V92L250 91ZM256 93H254V95H255ZM14 94H16V93H14ZM19 94H20V93H19ZM138 94H139V95H138ZM146 94H147V95H146ZM228 94H229V93H228ZM230 94H231V93H230ZM252 94H253V93H252ZM259 94L261 95V93H259ZM259 94L257 93L258 96H259ZM262 94H263V93H262ZM26 95H27V93H26ZM30 95H31V94H30ZM212 95H214V93H213ZM233 95L237 96L238 94H233ZM263 95H264V94H263ZM263 95L261 96L262 98H263ZM11 96H14V95H11ZM20 96H21V95H20ZM128 96H129V95H128ZM130 96H131V94H130ZM151 96H152V95H151ZM222 96H220V98H219V97H218V98H219V99H223V98H221ZM229 96H230V95H229ZM255 96H256V95H255ZM15 97H16V96H15ZM131 97H132V96H131ZM214 97H215V96H214ZM233 97H234V96H233ZM256 97H257V96H256ZM261 97H260V98H261ZM28 98H29V96H28ZM34 98H35V96H34ZM129 98H130V97H129ZM200 98H202V97L200 96ZM206 98H207V96H206ZM215 98H216V97H215ZM218 98H216L215 101H218V100H219ZM242 98H243V97H242ZM249 98H250V97H249ZM249 98H248V99H249ZM23 99H24V98H23ZM151 99H153V98H151ZM151 99H150V100H151ZM202 99H204V98H202ZM217 99H218V100H217ZM224 99H225V98H224ZM237 99H238V97H237ZM244 99H245V97H244ZM258 99H259V98H258ZM31 100H32V99H31ZM31 100H30V101H31ZM39 100H40V98H39ZM130 100H131V98H130ZM133 100H134V98L132 99V101H133ZM138 100H137V101H138ZM145 100H144V101H145ZM147 100L149 101V98H148ZM147 100H146V101H147ZM211 100H212V98H211ZM226 100H229L228 97H227ZM226 100H225V103L227 104L229 101H226ZM233 100H236V99H233ZM238 100H239V99H238ZM249 100H250V99H249ZM253 100H255V99H253ZM7 101H9V100H6V102H7ZM35 101H36V100H35ZM155 101H156V100H155ZM183 101H184V100H183ZM185 101H186V100H185ZM220 101H221V100H220ZM220 101H219V102H220ZM231 101H232V98H231L230 102H231ZM236 101H237V100H236ZM236 101H235V103H236ZM246 101H247V100H246ZM258 101H259V100H258ZM23 102H24V101H23ZM26 102H27V101H26ZM26 102H25V103H26ZM129 102H130V101H129ZM138 102H139V101H138ZM160 102H161V100H160ZM162 102L164 103V101H162ZM233 102H234V101H233ZM244 102H245V101H244ZM244 102H242V103H244ZM2 103H3V102H2ZM9 103H10V102H9ZM20 103H21V102H20ZM134 103H135V102H134ZM134 103H133V104H134ZM210 103H211V102H209V104H210ZM212 103H213V101H212ZM212 103H211V104H212ZM215 103H216V102H215ZM235 103H234V104H235ZM238 103H239V101H237V105H238ZM4 104H5V103H4ZM22 104L24 105V103H22ZM27 104H29V100H28V103H27ZM27 104H26V105H27ZM130 104H131V103H130ZM136 104H137V103H136ZM138 104H141V103H138ZM138 104H137V105H138ZM164 104H165V103H164ZM185 104L188 105L187 103H185ZM217 104H219V103H217ZM226 104H225V106H226ZM228 104H229V103H228ZM240 104H241V103H240ZM246 104H248V103H246ZM249 104H250V103H249ZM249 104H248V105H249ZM11 105H12V104H11ZM20 105H21V104H20ZM26 105H25V106H26ZM160 105H161V104H160ZM214 105H216V104L213 103V107H215ZM219 105H220V104H219ZM221 105H222V108H223L224 105H223V104H221ZM232 105H233V104H232ZM232 105L230 104L229 107H231ZM237 105H234V106H237ZM248 105H246V108H247ZM1 106H2V105H1ZM28 106H29V105H28ZM141 106H142V105H141ZM163 106H165V105H163ZM163 106H162V107H163ZM216 106H217V105H216ZM225 106H224V107H225ZM227 106H228V105H227ZM241 106H243V105H241ZM23 107H24V106H23ZM30 107H33L32 104H31ZM238 107H239V105H238ZM140 108H142V107H140ZM143 108H144V107H143ZM211 108H212V107H211ZM215 108H219V106H217V107H215ZM220 108H221V107H220ZM234 108H235V107H234ZM236 108H237V107H236ZM250 108H251V107H250ZM250 108H249V109H250ZM53 109H54V108H53ZM137 109H138V108H137ZM144 109H145V108H144ZM159 109H161V107H160ZM162 109H164V107H163ZM165 109H166V108H165ZM242 109H243V108H241V110H242ZM252 109H253V108H252ZM255 109H256V108H255ZM255 109H254V111H255ZM261 109H262V108H261ZM141 110H142V109H141ZM216 110H219V109H216ZM234 110H235V109H234ZM238 110H239V109H238ZM243 110H244V109H243ZM245 110H247V109H245ZM160 111H161V110H160ZM211 111H212V112H211ZM211 111L209 110L208 112H209V113H210V112L213 113V110H212V109H211ZM219 111H220V110H219ZM225 111H226V108H225ZM231 111H232V110H231ZM235 111H236V110H235ZM232 112H233V111H232ZM248 112H249V110H248ZM2 113H3V112H2ZM223 113H225V112H223ZM228 113H230V112H228ZM233 113H234V112H233ZM235 113H236V112H235ZM220 114H221V113H220ZM226 114H227V111H226L225 115H226ZM253 114H255V113H253ZM0 115H1V114H0ZM3 115H4V114H3ZM3 115H2V116H3ZM234 115H235V114H234ZM249 115H251V114L249 113ZM193 116H194V115H193ZM193 116H192V117L190 116V117L193 118ZM196 116H197V115H196ZM228 116H229V115H228ZM231 116H232V113H231L230 117H228V118L231 119V118H232ZM0 117H1V116H0ZM190 117H189V118H190ZM226 117H227V116H226ZM194 118H196V117H194ZM194 118H193V119H194ZM8 119H9V118H8ZM225 119H226V118H225ZM153 123H154V122H153ZM155 123H156V122H155ZM220 123H221V122H220ZM223 124H224V123H223ZM223 124L221 123V126H222V127L224 126ZM225 124H226V123H225ZM228 124H229V123H228ZM234 125H235V124H234ZM243 125H244V124H243ZM247 126H248V125H247ZM224 127H225V126H224ZM224 127H223V128H224ZM226 127H229V126H226ZM231 127H232V126H231ZM248 127H249V126H248ZM218 128H219V127H218ZM223 128H220V129L223 130ZM245 128H246V126H245ZM166 129H167V128H166ZM225 129H226V128H225ZM230 129H231V128H229L228 130H230ZM235 129H236V128H235ZM169 130H170V129L168 128L167 131H169ZM231 130H232V129H231ZM233 130H234V129H233ZM233 130H232V131H233ZM161 131H163V130H161ZM220 131H221V130H219V132H220ZM248 131H249V130H248ZM219 132H218V133H219ZM229 132H230V131H228V133H229ZM251 132H252V131H251ZM167 133H168V132H167ZM220 133H221V132H220ZM220 133H219V134H220ZM252 133H253V132H252ZM252 133H250V135H251ZM169 134H170V133H169ZM183 134H185V133H183ZM219 134H218V135H219ZM181 135H182V134H181ZM185 135H186V134H185ZM220 135H221V134H220ZM220 135H219V136H220ZM231 135H232V133H231ZM236 135H237V134H236ZM252 135H253V134H252ZM229 136H230V134H229ZM234 136H235V134H234ZM234 136H233V139H234V141H235V140H236L235 137L238 138V135L235 136V137H234ZM181 137H183V136H181ZM184 137H185V136H184ZM231 137H232V136H231ZM231 137H230V138H231ZM186 138H187V136H186ZM226 139H227V138H226ZM242 139H243V138H242ZM200 140H201V139H200ZM200 140H199V142H200ZM229 140H230V139H229ZM231 140H232V139H231ZM190 141H192V140H190ZM202 141H203V140H202ZM227 141H228V140H227ZM234 141H233V143H235L236 145H240V143H236V141H235V142H234ZM238 141L240 142V138L238 139ZM242 141H243V140H242ZM33 142H34V141H33ZM37 142H38V141H37ZM203 142H204V141H203ZM245 142H246V141H245ZM245 142H244V143H241V145H242V144L244 145ZM38 143L40 144V142H38ZM228 143H230L231 145L233 144V143H231V142H228ZM228 143H226V144L228 145V147H233V146H229ZM255 143H256V142L254 141V145H256ZM35 144H36V143H35ZM42 144H43V143H42ZM201 144H202V142H201ZM203 144H204V143H203ZM203 144H202V145H203ZM32 145H34V144H32ZM40 145H41V144H40ZM44 145H46V144H44ZM227 145H225V147H226ZM233 145H234V144H233ZM35 146H36V145H35ZM203 146H204V145H203ZM213 146H214V145H213ZM215 146H216V148H217V145H215ZM215 146H214V148L212 147V148H213L212 151H214V149H215V150L217 151V152H216V155H217L218 152H220V157H221V154H222V153H221V152H222V148H219V147H218V148L216 149ZM218 146H220V145H218ZM223 146H224V145H221V147H223ZM37 147H38V145H37L35 148H37ZM39 147H40V146H39ZM44 147H47V146H44ZM48 147H49V146H48ZM48 147H47V148H48ZM51 147H52V146H51ZM63 147H64V146H63ZM210 147H211V146H210ZM225 147H224V148H225ZM35 148L32 146V149H35ZM58 148H59V147H58ZM58 148H57V149H58ZM65 148H66V147H65ZM224 148H223V149H224ZM237 148H238V147H237ZM37 149H38V148H37ZM37 149L35 150L36 152H37ZM60 149H61V148H60ZM210 149H211V148H210ZM231 149H232V148H231ZM231 149H230V150H231ZM242 149H243V148H242ZM242 149H241V150H242ZM52 150L55 151L56 149H55V150L52 149ZM61 150H62V149H61ZM228 150H229V149H228ZM228 150L226 149V151H227L226 153L229 152ZM243 150H244V149H243ZM46 151H50V150H47V149H46ZM210 151H211V150H210ZM212 151H211V152H212ZM224 151H225V150H223V152H224ZM237 151H240V150H237ZM208 152H209V150H208ZM49 153H50V152H49ZM57 153H58V152H57ZM65 153H66V152H65ZM212 153H214V152H212ZM224 153H225V152H224ZM238 153H239V152H238ZM238 153L236 154L237 156H238ZM242 153H243V152L240 151L239 154H242ZM51 156H52V155H51ZM54 156H55V155H54ZM60 156H61V155H60ZM224 156H225V155H224ZM234 156H235V155H234ZM28 157H29V156H28ZM218 157H219V156H218ZM227 157H229V156H227ZM216 158H217V157H216ZM222 158H225V157H222ZM56 159H57V158H56ZM217 159H218V158H217ZM46 161H47V160H46ZM50 161H51V160H50ZM24 163H25V161H24ZM39 163H40V162H39ZM47 163H48V162H47ZM27 164H28V163H27ZM138 164H139V163H138ZM141 164H142V163H141ZM141 164H140V165H141ZM152 164H153V163H152ZM152 164H149L150 166H148V167H146V166H144V165H143V166H142V165H141V166H138V165H137L138 167L136 166V168H134V169L131 167L132 170H131V173L127 176V180H128L129 182H136V181H138V180H141V181H142V179L147 178L148 176L153 175L157 170H160V172H161V171H162L161 169H163V167H164V166H162L163 163H162V164H159V163L155 164V163H154V165H152ZM158 164L161 165L162 167L159 166ZM165 164H167V163H164V165H165ZM24 165H25V164H24ZM35 165H37V163H35ZM39 165H40V164H39ZM167 165H169V164H167ZM29 166H30V165H29ZM38 167H39V166H38ZM166 167H167V166H166ZM175 167H176V166H174V168H175ZM177 167H178V166H177ZM177 167H176V168H177ZM28 168H29V167H28ZM30 168H31V167H30ZM33 168H36V169H37V172H41V170L38 171L39 169L37 168V166H36V167H33ZM77 168H78V166L76 167V169H77ZM131 168H130V169H131ZM169 168H170V167H169ZM172 168H173V167H172ZM174 168H173V169H174ZM25 169H26V166H25L24 170H25ZM31 170H32V173H33V169L25 170V172H28V171H29V173H28V175H29V174L31 173V172H30ZM44 171H45V170H44ZM76 171H77V170H76ZM0 172H1V171H0ZM23 173H24V172H23ZM35 173H36V171L34 172V174H35ZM157 173H158V172H157ZM161 173H162V172H161ZM1 174H2V173H1ZM24 174H26V173H24ZM34 174H30V176H31V175H34ZM36 174H37V173H36ZM36 174H35V175H36ZM38 174H39V173H38ZM169 174H170V173H169ZM26 175H27V174H26ZM41 175H42V174H41ZM158 175H159V174H158ZM188 175H189V174H188ZM191 175H192V174H191ZM191 175H189V176H191ZM3 176H4V174H3ZM3 176H2V177H3ZM30 176H29V177H30ZM36 176H37V175H36ZM36 176H35V178H36ZM39 176H40V175H39ZM153 176H154V175H153ZM165 176H166V175H165ZM200 176H201V175H200ZM31 177H32V176H31ZM31 177H30V178H31ZM42 177H43V176H42ZM204 177H205V176H204ZM204 177H203V178H204ZM16 178H17V177H16ZM162 178L164 179V177H162ZM162 178H160V180H161ZM188 178L191 179L190 177H188ZM192 178H193V177H192ZM197 178H200V177L198 176ZM201 178H202V177H201ZM207 178H208V177H207ZM13 179H15V178H13ZM31 179H32V178H31ZM38 179H39V178H38ZM165 179L167 180L168 177L165 178ZM170 179H171V177H170ZM180 179H181V178H180ZM204 179L206 180V178H204ZM2 180H3V179H2ZM4 180H5V179H4ZM39 180H40V179H39ZM199 180H201V179H199ZM209 180H210V179H209ZM242 180L246 181L245 179H242ZM6 181H7V180H6ZM40 181H41V180H40ZM161 181H163V180H161ZM161 181H160V182H161ZM164 181H165V180H164ZM250 181H251V180H250ZM157 182H158V181H157ZM157 182H156L155 184H158V183H159V182H158V183H157ZM165 182H166V181H165ZM172 182L174 183V181H172ZM2 183H3V181H2ZM116 183H117V182H116ZM138 183H139V182H138ZM173 183H169V184H172V185H173ZM4 184H5V183H4ZM163 184H164V182H163ZM166 184H168V183H166ZM179 184H180V183H179ZM198 184H199V182H198ZM0 185H1V184H0ZM135 185H136V184H135ZM139 185H141V183H140ZM139 185L137 184L136 186H139ZM152 185H154V184H152ZM159 185L161 186L162 184L159 183L158 186H159ZM7 186H8V184H7ZM143 186H144V185H143ZM169 186H171V185H169ZM174 186H176V188H177V185H174ZM174 186H171V187H174ZM3 187H4V185H3ZM23 187H24V186H23ZM127 187H128V186H127ZM132 187H134V185H133ZM144 187H145V186H144ZM148 187H150V186H147L146 188H148ZM151 187H152V186H151ZM155 187H156V186H155ZM161 187H165V184H164V186L162 185ZM161 187H160V188H161ZM171 187H170V188H171ZM178 187H179V185H178ZM253 187H255V186H253ZM1 188H2V187H1ZM5 188H7V187H5ZM27 188L30 189L28 186H27ZM135 188H136V187H135ZM135 188H133V190H134ZM137 188H138V187H137ZM166 188H167V187H166ZM211 188H212V187H210V189H211ZM7 189H8V188H7ZM21 189H23V188H21ZM21 189H20V191H21ZM131 189H132V188H131ZM142 189H143V187H142ZM142 189H140V190H142ZM144 189H145V188H144ZM152 189L154 190V188H152ZM152 189L150 188V190H148V191H152ZM157 189H158V187H157ZM161 189H162V188H161ZM172 189H174V188H172ZM5 190H6V189H5ZM24 190H26V189L24 188ZM104 190H105V189H104ZM106 190H107V189H106ZM106 190H105V191H100L99 193H94V194H92V193L90 194V193H89L90 196L88 195L89 197H88L87 200H85L82 204H79V205L74 204V205H76V206H75V208H73V209H74V210L72 211L73 214H74V212L78 211L79 209H81L82 207H84V206L87 205V204L90 205V204H92V203H94V204H95V203H98L103 197L106 196V194H107V191H106ZM155 190H156V189H155ZM155 190H154V193L158 191V190H156V191H155ZM6 191H7V190H6ZM28 191L30 192L31 190H28ZM87 191L92 192L93 189H92V191H91V190H86V192H87ZM110 191H111V190H110ZM134 191H138V189H137V190L135 189ZM142 191L144 192V190H142ZM211 191H213V190L211 189ZM3 192H5V191H3ZM9 192H10V190H9ZM21 192H22V191H21ZM21 192H20V193H21ZM24 192H25V191H24ZM86 192H84L85 195H87ZM127 192H128V190H127ZM132 192H133V191H132ZM132 192H131V193H132ZM6 193H8V192H6ZM10 193H11V192H10ZM22 193H23V192H22ZM31 193H32V192H30L29 194H31ZM110 193H111V192H110ZM110 193H109V195H110ZM137 193H138V192H137ZM137 193H136V194H137ZM139 193H141V192H139ZM139 193H138V194H139ZM144 193H145V192H144ZM144 193H142V194H144ZM147 193H149V192H147V190H146V193H145V194H147ZM2 194H3V193H2ZM25 194H26V193H24V195H25ZM125 194H126V193H125ZM125 194H123V195H125ZM129 194H130V192L128 193V195H129ZM138 194H137V195H138ZM6 195H7V194H6ZM140 195H141V194H140ZM188 195H189V197H190V194H188ZM210 195H211V194H210ZM2 196H3V195H2ZM4 196H5V195H4ZM130 196H131V194H130ZM130 196H129V197L125 196V197L129 198L130 200H132L133 198H132V196H131V197H130ZM186 196H187V195H186ZM194 196H195V195H194ZM196 196H197V198H198V197H201L200 194H199V195H196ZM7 197H8V196H7ZM24 197H25V196H24ZM86 197H87V196H86ZM107 197H108V196H107ZM120 197L124 199V197H122V196H120ZM136 197H137V196H136ZM138 197H139V196H138ZM208 197H209V196H208ZM210 197H211V196H210ZM131 198H132V199H131ZM192 198H193V200H194V197H193V196H192ZM201 198H202V197H201ZM201 198H200V200H201ZM5 199H6V198H5ZM116 199H117V198H116ZM134 199H135V198H134ZM112 200H113V199H112ZM114 200H115V199H114ZM118 200H119V197H118ZM118 200H116V202H117ZM138 200H139V199H138ZM191 200H192V199H191ZM191 200H190V202H191ZM193 200H192V201H193ZM195 200H196V199H195ZM195 200H194V201H195ZM197 200H199V198H198ZM252 200H253V199H252ZM1 201H3V199H2ZM81 201H82V200H81ZM81 201H80V202H81ZM120 201H121V200H120ZM127 201H128V199H127ZM100 202H101V201H100ZM133 202H134V201H133ZM138 202H139V201H138ZM184 202H185V201H184ZM195 202H196V201H195ZM211 202H212V201H211ZM255 202H256V201H254V203H255ZM78 203H79V202H78ZM78 203H77V204H78ZM109 203H111V202H109ZM112 203H115V201H114V202L112 201ZM118 203H119V202H118ZM120 203H121V206H122V205H123V202H120ZM125 203H127V202H125ZM128 203H129V201H128ZM130 203H131V202H130ZM130 203H129V205H130ZM136 203H137V199H136ZM141 203H143V202H141ZM141 203H140V204H141ZM182 203H183V202H182ZM185 203H186V202H185ZM185 203H184V205H185ZM191 203H193V202H191ZM212 203H213V202H212ZM212 203H211V204H212ZM252 203H253V201H252ZM116 204H117V203H116ZM116 204L110 205V207H111L110 209H112V212L110 213V212L108 211V212L110 213L109 219H108L107 216H106V217H107L106 220L104 219V220H105V224H106V222H107L108 220L112 219V220L109 221L110 223L108 224V225H109L108 227H110V229H108L107 231L104 229V232L106 231L107 234H108V231H109V230H111V232H113V233H115L114 231H117L116 229L118 228V226H120V224L118 225V222L120 223V220H122V219L125 220V221L127 220L126 217H125L126 215H124L125 212H123V211H124V207H123V206H122L123 208H122V207H119V208H122L123 211H122V209H120V211H118L117 207H118L120 204H119V205L117 204L118 206H117ZM131 204H133V203H131ZM138 204H139V203H138ZM140 204H139V205H140ZM179 204L181 205V203H178V205H179ZM206 204H207V203H206ZM206 204H205V205H206ZM209 204H210V203H209V201H208V205H209ZM211 204H210V205H211ZM108 205H109V204H108ZM125 205H128V204H125ZM262 205H263V204H261V206H260L261 208L264 206V205H263V206H262ZM132 206H133V205H132ZM137 206H138V205L136 204V208H137V210H138V207H140V206H138V207H137ZM182 206H183V205H182ZM230 206H231V205H230ZM47 207H48V206H47ZM107 207H109V206H107ZM129 207H130V206H129ZM141 207L143 208L144 206L141 205ZM177 207H179V206H177ZM202 207H203V206H202ZM205 207H206V206H205ZM31 208H32V207H31ZM36 208H37V207H36ZM49 208H50V207H49ZM49 208H48L47 210H49ZM136 208L134 207V210H136ZM142 208H141V210H142ZM181 208H182V207H181ZM206 208H207V207H206ZM209 208H210V206H209ZM242 208H243V207H242ZM32 209H33V208H32ZM32 209H31V210H32ZM50 209H51V208H50ZM130 209H131V207L129 208V210H130ZM182 209H183V208H182ZM34 210H35V207H34ZM96 210L98 211V209H96ZM96 210H95L94 212L97 213ZM125 210H126V207H125ZM134 210H132V211H134ZM137 210H136V211H137ZM180 210H181V209H180ZM263 210H264V208H263ZM32 211H33V210H32ZM37 211H39V212L43 211V212H44L45 210H44V208H43L41 211H40V210H36V212H37ZM49 211H50V210H49ZM92 211H93V210L88 211V213H89V212H92ZM126 211H128V210H126ZM172 211H173V210H172ZM172 211H171V212H172ZM192 211H194V210L192 209ZM192 211H190V212H192ZM197 211H198V210H197ZM231 211H232V210H231ZM36 212L33 211V213L31 212V214H34V215H35ZM39 212L37 213V215H39ZM50 212H51V211H50ZM129 212H131V211H129ZM134 212H135V211H134ZM134 212H133V213H134ZM137 212H139V211H137ZM137 212H135V214H136ZM168 212H169V211H168ZM183 212H184V210H183ZM195 212H196V211H195ZM227 212H228V211H227ZM259 212L262 213V211H259ZM20 213H22V212H20ZM29 213H30V212H29ZM44 213H46V212H44ZM53 213H54V212H51V215H53ZM230 213H231V212H230ZM22 214H23V213H22ZM22 214H21V216H22ZM25 214H26V213H25ZM27 214H28V213H27ZM31 214H30V216H31ZM41 214H42V215H46V217L49 215V214L47 215V214H43V213H41ZM41 214H40V216H41ZM76 214H77V213H76ZM86 214H87V213H86ZM97 214H98V213H97ZM97 214L94 213V215H97ZM100 214H102V212H101ZM100 214H98V215L101 216ZM131 214H132V212H131ZM131 214H128V215H131ZM135 214H134V215H135ZM164 214H166V213H164ZM231 214H232V213H231ZM17 215H18V214H17ZM37 215H36V217H37ZM82 215H83V214H82ZM82 215H81V216H82ZM84 215H85V214H84ZM94 215H93V213H92V214H88V215H86V216H82V218L79 217V218H80L79 220H76L77 217H76V218L74 217L75 220H74L73 217H71V218H72L71 220H73V223H74V224H72V223L70 222L71 225H72V226H71L72 228H71V227H70V228H71V229L76 228L75 226L79 227L78 225L81 226V224L83 225L84 223H87V225L92 224V222L89 223V224H88V222H89V219H90L91 217H94ZM98 215H97V217H99ZM104 215H106V214H104ZM128 215H127V216H128ZM137 215H138V214H137ZM140 215H141V214H140ZM176 215H177V214H176ZM224 215H225V213H224ZM18 216H19V218H21V221H19V222L16 221V222H18L17 224H16V222H14V223L16 224V226H13V228L16 229L20 235H22L21 237H23V234H24V233L29 232L28 230H29L30 228H28V225L30 226V225L34 224L36 220L31 219V217H30V216H27V215H26V218H25V216H24V219H23V217H20V214H19ZM32 216H33V215H32ZM49 216H50V215H49ZM230 216H231V215H230ZM230 216H229V217H230ZM263 216H264V215H263ZM43 217H44V216H43ZM46 217H45V218H46ZM137 217H138V216H137ZM142 217H143V216H142ZM161 217L163 218V216H161ZM174 217H175L174 213H173V214H172V213L170 214V212H169V213L166 214V217H164L163 219L166 218L168 222H171V221H173V219H175ZM224 217H225V216H224ZM19 218H18V219H19ZM40 218H42V216H41ZM55 218H56V217H55ZM99 218H100V217H99ZM104 218H105V217H104ZM128 218H129V217H128ZM133 218L136 219V217H133ZM140 218H141V216H140ZM144 218H145V217H144ZM144 218H143V219L141 218V219L144 220ZM162 218H161V219H162ZM226 218H228V217L226 216ZM259 218H260V217H259ZM13 219H14V218H13ZM43 219H44V218H42L41 221H42ZM48 219H49V217H48ZM56 219H58V218H56ZM92 219H93V218H92ZM107 219H108V220H107ZM138 219H139V218H138ZM145 219L147 220V217H146ZM262 219H263V218H262ZM45 220H46V222H47V219H45ZM64 220H65V219H64ZM95 220L97 221V219H95ZM98 220H99V219H98ZM116 220L118 221L117 223H116ZM129 220H130V219H129ZM132 220H133V219L130 220L131 223L134 222V220H133V222H132ZM59 221H60V220H59ZM74 221H75V222H74ZM86 221H88V222H86ZM91 221H93V220H91ZM96 221H93V222H94L93 224H95ZM130 221L127 220V222H129V223H130ZM135 221H136V220H135ZM138 221H141V220L139 219ZM138 221H137V222H138ZM148 221H149V220H148ZM165 221H166V220H165ZM262 221H264V220H262ZM262 221L260 220V223H261ZM36 222H38V220H37ZM127 222H126V223H127ZM141 222H142V221H141ZM143 222H146V221L144 220ZM14 223H12V224L14 225ZM42 223H44V222H42ZM58 223H59V222H58ZM98 223H99V222H98ZM103 223H104V222H103ZM126 223H124V224H126ZM146 223H147V222H146ZM179 223H180V222H178L177 224H179ZM260 223H259V225H260ZM48 224H49V223H48ZM105 224H103L104 227H107V226H105ZM121 224H123V223H121ZM137 224H138V223H137ZM166 224H167V223H166ZM169 224H170V223H169ZM177 224H176V225H177ZM182 224H183V223H182ZM54 225H56V224H54ZM74 225H75V226H74ZM117 225H118V226H117ZM126 225H127V224H126ZM134 225H135V223L132 224V229H133V226H134ZM140 225L142 226V225H145V224H143V223L141 224V223H140ZM146 225H147V224H146ZM170 225H172V224H170ZM261 225H262V227H261ZM261 225H260L261 230H263V229H262V228H263V224H261ZM32 226H35V225H32ZM73 226H74V227H73ZM92 226H93V225H92ZM100 226H102V225H100ZM121 226H125V225H121ZM141 226H139V227L141 228ZM37 227H38V226H37ZM37 227H36V228H37ZM88 227H89V226H88ZM136 227H137V226H136ZM145 227H147V226H145ZM176 227H177V226H176ZM176 227L174 228V226L172 225V228L175 229L176 232H177V231H178V227H177V228H176ZM101 228H102V227H101ZM125 228L127 229V227H125ZM128 228H129V227H128ZM140 228H138V230H139ZM142 228H143V227H142ZM77 229H78V228H77ZM77 229H76L74 232H76V231L78 232V230H79V232H81V230H82L81 228L78 229V230H77ZM83 229H84V225H83ZM99 229H100V227H99ZM112 229H115V230H112ZM129 229H131V227H130ZM135 229H136V228H135ZM179 229H180V228H179ZM16 230H14V231H16ZM33 230H34V229H33ZM118 230H119L118 232H120V231L123 230V228H122V230H121V229H118ZM124 230H125V229H124ZM124 230H123V232H124ZM141 230H142V229H141ZM175 230H174V231H175ZM31 231H32V230H31ZM72 231H73V230H72ZM92 231H94V230H92ZM126 231H127V230H126ZM126 231H125V232H126ZM134 231H135V230H134ZM134 231L132 230V232H134ZM136 231H137V230H136ZM136 231H135V233H136ZM139 231H140V230H139ZM168 231H169V230H168ZM36 232H38V231H36ZM79 232H78L77 234H80ZM82 232H85V231L82 230ZM111 232H110V233H111ZM118 232H116V234H117ZM127 232H128V234L131 233V232H129V231H127ZM161 232H162V231H160V235H161ZM164 232H165V231H164ZM176 232H173V234H172L173 236H171V234H170L171 238H170V241H169V242H171L173 239H175V236L178 237V238L180 237L181 231H180L179 236L177 235V234L179 233V231L177 232V234H176ZM263 232H264V231H263ZM85 233H86V232H85ZM85 233H84V234H85ZM87 233H88V232H87ZM87 233H86V234H87ZM90 233H91L92 235H94V236L97 237V234H96V235L93 234L94 232H90ZM97 233H100V232L97 231ZM120 233H121V232H120ZM135 233H134V235H135ZM261 233H262V232H261ZM19 234H18V235H19ZM28 234H29V233H28ZM28 234H27V235H28ZM30 234H31V232H30ZM91 234H90V235H91ZM103 234H105V233H103ZM118 234H119V233H118ZM124 234H125V233H124ZM132 234H133V233H132ZM136 234L138 235L139 233L137 232ZM166 234H167V232H166ZM81 235H82V236H80V237L77 238V241H79L78 239H80V238L82 237L83 240H82V238H81L80 241H81V242L83 241V242H82V243L79 242V244H83V243H84V239H86V241H85V243H86L87 240H88V239H87L88 237L86 236V238H84L83 233H82ZM90 235H88V236H90ZM101 235H102V234H101ZM119 235H120V234H119ZM121 235H123V234H121ZM125 235H126V234H125ZM168 235H169V234H168ZM181 235L183 236V234H181ZM222 235H223V234H222ZM222 235L220 236L221 238H222ZM262 235H263V233H262ZM16 236H17V235H16ZM76 236H78V235H76ZM103 236H104V235H103ZM106 236H107V235H106ZM109 236H112V235L110 234ZM164 236H165V235H164ZM166 236H167V235H166ZM257 236H258V235H257ZM99 237H100V236H99ZM114 237H116V236L114 235ZM184 237H187V236L184 235L183 238H184ZM190 237H191V236H190ZM192 237H193V236H192ZM220 237H219V238H220ZM224 237H225V236H224ZM224 237H223V239H224ZM90 238L93 239L94 237H90ZM90 238H89V239H90ZM97 238H98V237H97ZM161 238H162V237H161ZM178 238H176V239H178ZM188 238H189V235H188ZM221 238H220V239H221ZM95 239H96V238H95ZM110 239H111V238H110ZM115 239H117V238H115ZM164 239H165V237H164ZM176 239H175V241H176ZM112 240H113V239H112ZM183 240H184V239H182L181 242H182ZM191 240H192V238H191ZM191 240H190V241H191ZM193 240H194V238H193ZM224 240H225V241H224ZM224 240H222V241H223L224 243L226 242V243H225V245H226V244H227L226 238H225ZM227 240H228V239H227ZM261 240H262V239H261ZM175 241H174V242H175ZM188 241H189V239H188ZM190 241H189V242H190ZM222 241H221V242H222ZM88 242H89V240H88ZM88 242H87V243H88ZM98 242H99V241H98ZM166 242H168V239H167ZM169 242H168V243H169ZM174 242H172V243H174ZM183 242H185V241H183ZM219 242H220V241H219V239H218L217 244H218ZM223 242H222V244H223ZM77 243H78V242H76V244H75L76 246L78 245ZM85 243H84V244H85ZM168 243H165V244L168 245ZM179 243H180V241H179V242L176 241V244H177V245H178ZM263 243H264V242H263ZM183 244H184V243H183ZM185 244H187V242H186ZM134 245H135V243H133V246H134ZM166 245H165V246H166ZM169 245H170V244H169ZM173 245H174V244H173ZM177 245H176V247H178ZM218 245H219V244H218ZM220 245H221V243H220ZM262 245H263V244H262ZM80 246H82V245H80ZM84 246L86 247V245H84ZM174 246H175V245H174ZM131 247H132V246H131ZM131 247H130V248H131ZM135 247H136V245H135ZM170 247H171V246H170ZM220 247H221V246H220ZM37 248H38V247H37ZM37 248L34 249V252L39 253V252H40V251H39L40 249L38 248V252H37ZM130 248H128V249H130ZM155 248H157V247H155ZM158 248H159V247H158ZM171 248H172V247H171ZM222 248L225 249V248L223 247V245H222ZM77 249H79V248L77 247ZM81 249H82V247H81ZM128 249H127V250H128ZM132 249L134 250V248H132ZM137 249H139V247L136 248V251H137ZM35 250H36V251H35ZM82 250H83V249H82ZM124 250H125V249H124ZM127 250H126V251H127ZM154 250H155V249H154ZM160 250H161V249H159V251H160ZM43 251H44V250H43ZM80 251H81V250H79V252H80ZM136 251L134 250L133 253H135V254L139 253V252L136 253ZM162 251H163V250H161V253H163ZM123 252H125V251H123ZM156 252H157V250H156ZM244 252H245V251H243V253H244ZM40 253L43 254V253H45V252H40ZM40 253H39L38 255H39V256H42L41 258H43L44 256L41 255ZM119 253H120V251H119ZM126 253H127V252H126ZM128 253H129V252H128ZM131 253H132V251H131ZM133 253H132V255H133ZM158 253L160 254V252H158ZM158 253H156V254H158ZM243 253H242V254H243ZM100 254H101V253H100ZM242 254L240 255V254L238 253V256H240V259L244 257ZM245 254H246V252H245ZM257 254H258V253H257ZM34 255H35V254H34ZM119 255H122V254H119ZM124 255H126V254H124ZM151 255H152V254H151ZM164 255H165V254H164ZM101 256H102V255H101ZM113 256H114V257H113ZM113 256L111 257L112 261H113L114 258L117 259V258L115 257V256H117L116 254L113 255ZM134 256H136V255H134ZM153 256H154V254H153ZM153 256H152V257H153ZM156 256H157V255H156ZM161 256H163V255L160 254V258H162ZM165 256H167V255H165ZM246 256H247V255H246ZM254 256L256 257L257 255L255 254ZM259 256H260L259 258H261L263 255H262V256L259 255ZM31 257H32V255H31ZM90 257H91V256H90ZM124 257H125V256H123V258H124ZM126 257H127V255H126ZM157 257H159V255H158ZM167 257H169V256H167ZM223 257H224V256H223ZM263 257H264V256H263ZM33 258H34V257H33ZM41 258H40V259H41ZM94 258H97V255H94V256H93V259H94ZM174 258H175V257H174ZM244 258H245V257H244ZM247 258H248V257H247ZM247 258H245V259H247ZM259 258L256 257V259H259ZM30 259H31V258H30ZM91 259H92V258H91ZM115 259H114V260H115ZM118 259H119V258H118ZM127 259H128V257H127ZM127 259H126V261H127ZM168 259H169V258H168ZM168 259H167V260H168ZM240 259H239V260H240ZM249 259H250V258H249ZM252 259L255 260L254 258H252ZM252 259H251V260H252ZM262 259H263V258H262ZM262 259H260V260H262ZM109 260H110V259H109ZM163 260H164V259H163ZM263 260H264V259H263ZM86 261L88 262V260H86ZM86 261H85V264L87 263ZM89 261H90V262L92 261L91 263H93V260H89ZM165 261H166V260H165ZM169 261H170V260H168V261H166V262L168 263ZM207 261H209V260H207ZM212 261H213V260H212ZM245 261H246V260H245ZM247 261H248V259H247ZM247 261H246V262H247ZM257 261H258V260H257ZM130 262H131V261H130ZM151 262H153V261H151ZM156 262H157V261H156ZM209 262H210V261H209ZM209 262H206V261H205L206 264H208ZM251 262H252V261H251ZM253 262H254V261H253ZM259 262H260V261H259ZM261 262H262V261H261ZM28 263H29V261H28ZM124 263H125V262H122V264H124ZM127 263H129V262H127ZM134 263H135V262H134ZM134 263H133V264H134ZM169 263H172V261H170ZM205 263H204V264H205ZM210 263H211V262H210ZM210 263H209V264H210ZM212 263L215 264L214 261H213ZM243 263L245 264V262L242 261L241 264H243ZM256 263H258V262H256ZM256 263H254V264H256ZM29 264H30V263H29ZM78 264H79V263H78ZM81 264H82V263H81ZM83 264H84V263H83ZM108 264H112V263H108ZM114 264H115V262H114ZM129 264H130V263H129ZM131 264H132V263H131ZM152 264H153V263H152ZM154 264H156V263H154ZM157 264H158V263H157ZM162 264H163V263H162ZM201 264H202V263H201ZM248 264H252V263H248ZM260 264H261V263H260Z\"/></svg>",
  "mask_w": 264,
  "mask_h": 264
}]
</instances>
